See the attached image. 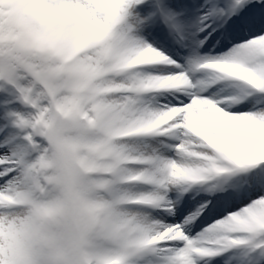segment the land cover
I'll return each mask as SVG.
<instances>
[{
    "label": "snow or ice",
    "instance_id": "obj_1",
    "mask_svg": "<svg viewBox=\"0 0 264 264\" xmlns=\"http://www.w3.org/2000/svg\"><path fill=\"white\" fill-rule=\"evenodd\" d=\"M0 264H264V0H0Z\"/></svg>",
    "mask_w": 264,
    "mask_h": 264
}]
</instances>
